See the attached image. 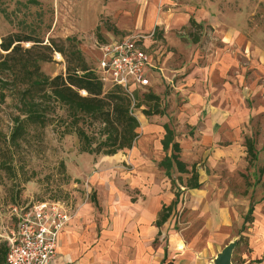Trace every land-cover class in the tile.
I'll return each instance as SVG.
<instances>
[{"label": "rangeland", "instance_id": "obj_1", "mask_svg": "<svg viewBox=\"0 0 264 264\" xmlns=\"http://www.w3.org/2000/svg\"><path fill=\"white\" fill-rule=\"evenodd\" d=\"M9 33L44 43L73 37L95 69L101 45L141 37L157 67L152 84L133 92L141 104L134 108L140 120L136 143L144 139L154 151L167 125L180 144V158L188 168L196 165L204 179L201 186H213L212 199L229 208L232 222L219 252L237 240L231 264H251L264 255L259 233L264 218V64L258 54L264 49V0H0V40ZM31 44L21 42L23 47ZM65 67L57 51L40 62L49 76L64 73ZM110 88L105 82L104 89ZM11 89L7 85L0 102V132L6 137L11 116L18 114ZM157 106L160 113L144 114ZM64 117L56 107L43 126H29L24 138L15 143L0 139V249L14 229V205L59 200L73 212L85 203L100 211L109 198L103 182L95 188L89 181L101 168L95 163L102 155L82 152L76 134L64 132ZM246 138L254 144L256 159L247 155ZM121 168L131 166L111 162L106 167L111 182ZM189 175L178 178L172 171L171 190L178 192V203L190 199L185 193ZM250 205L252 222L241 231ZM184 210L176 206L170 218L181 220Z\"/></svg>", "mask_w": 264, "mask_h": 264}, {"label": "crops", "instance_id": "obj_2", "mask_svg": "<svg viewBox=\"0 0 264 264\" xmlns=\"http://www.w3.org/2000/svg\"><path fill=\"white\" fill-rule=\"evenodd\" d=\"M258 54L264 64V49H259ZM146 142L141 139L130 149L102 155L97 160L95 164L101 168L90 175L89 181L95 188L102 187L103 182L109 198L100 211L90 203L75 208L58 235L55 264H213L232 222L228 206L212 199L213 186L205 183L186 190L188 201L175 203L172 210L176 206L185 209L181 220L176 222L169 214L157 226L161 208L177 199L171 182L157 167L162 158L161 142L154 151ZM111 162L127 163L131 168L116 169L118 179L111 182V174L105 170ZM202 178L199 173L204 183ZM260 227L263 246L264 218ZM257 259L260 261L251 264H264V255Z\"/></svg>", "mask_w": 264, "mask_h": 264}, {"label": "trees", "instance_id": "obj_3", "mask_svg": "<svg viewBox=\"0 0 264 264\" xmlns=\"http://www.w3.org/2000/svg\"><path fill=\"white\" fill-rule=\"evenodd\" d=\"M22 41H31L29 47H23ZM61 53L66 62L65 72L53 76L45 74L40 62L51 60L52 52ZM8 77H3L4 73ZM0 102L4 101L7 85H12V95L16 97L18 114L11 116L13 126L6 137L0 132V139L17 142L28 134V127L43 126L48 114L56 107L65 112V133L74 132L80 144V150L89 154L112 155L119 150L130 149L139 133V120L134 108L141 104L135 102V93L129 95L122 86L111 84L104 89V82L97 71L91 67L73 37L50 39L49 43L36 37L21 36L9 33L0 40ZM150 96V95H148ZM151 97L156 98L151 94ZM155 111L144 110V114L160 113L158 106ZM69 120L67 123L66 120ZM164 157L158 167L173 185V169L180 173H189L186 178L187 188H199L201 182L196 165L190 168L180 158L181 147L174 139L173 131L165 125V134L161 139ZM246 152L251 159L257 154L250 138H246ZM176 198L178 192H175ZM93 202L96 200L91 199ZM176 201L163 206L155 221L157 226L168 218ZM253 206L250 205L243 219L241 231L245 224L252 222ZM15 221V216L12 214ZM237 244V243H236ZM0 249V263L4 262L6 245ZM259 262L260 259H255Z\"/></svg>", "mask_w": 264, "mask_h": 264}, {"label": "built area", "instance_id": "obj_4", "mask_svg": "<svg viewBox=\"0 0 264 264\" xmlns=\"http://www.w3.org/2000/svg\"><path fill=\"white\" fill-rule=\"evenodd\" d=\"M146 49L138 35L101 45L96 69L102 81L122 86L131 96L136 88L150 86L155 65ZM72 209L59 200L12 206L15 225L6 238L4 264H55L58 235L71 220Z\"/></svg>", "mask_w": 264, "mask_h": 264}, {"label": "water", "instance_id": "obj_5", "mask_svg": "<svg viewBox=\"0 0 264 264\" xmlns=\"http://www.w3.org/2000/svg\"><path fill=\"white\" fill-rule=\"evenodd\" d=\"M236 241L230 242L221 252L217 254V256L213 259V264H231L230 261V252L233 247L236 245Z\"/></svg>", "mask_w": 264, "mask_h": 264}]
</instances>
